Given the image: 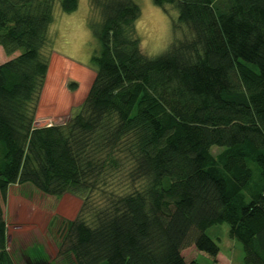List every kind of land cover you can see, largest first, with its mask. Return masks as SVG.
Instances as JSON below:
<instances>
[{
  "label": "trees",
  "instance_id": "16d2710c",
  "mask_svg": "<svg viewBox=\"0 0 264 264\" xmlns=\"http://www.w3.org/2000/svg\"><path fill=\"white\" fill-rule=\"evenodd\" d=\"M56 2L77 10L0 0V264H15L1 202L27 183L81 200L59 248L73 264H198L191 246L217 263L206 231L220 224L244 264H264V0H151L187 30L154 57L135 3L88 0L90 87L66 122L39 127ZM37 251L28 264H47Z\"/></svg>",
  "mask_w": 264,
  "mask_h": 264
},
{
  "label": "rangeland",
  "instance_id": "374dc122",
  "mask_svg": "<svg viewBox=\"0 0 264 264\" xmlns=\"http://www.w3.org/2000/svg\"><path fill=\"white\" fill-rule=\"evenodd\" d=\"M131 1L140 10L134 26L143 55H160L174 39L187 34L184 26L173 30L177 12L171 8L168 7L165 13L151 0ZM90 18L98 20L88 0H78L77 10L71 14L62 13L55 3L53 23L49 27L52 52L37 106L35 126L63 124L71 114L78 112L94 76L90 58L97 50V43L87 27ZM6 59L0 48V64ZM70 84L75 85L74 90L69 88ZM212 152L215 154L218 150L213 149ZM80 206L81 200L69 193L56 197L39 192L29 183L9 186L1 209L6 224L7 250L14 263H31L39 249L47 264H73L71 257L59 253V248L66 223L75 218ZM206 235L219 248L217 263L193 246L182 252L187 262L244 264L241 244L229 237L227 224L212 226Z\"/></svg>",
  "mask_w": 264,
  "mask_h": 264
},
{
  "label": "crops",
  "instance_id": "0c3cea01",
  "mask_svg": "<svg viewBox=\"0 0 264 264\" xmlns=\"http://www.w3.org/2000/svg\"><path fill=\"white\" fill-rule=\"evenodd\" d=\"M73 114H71L70 116H72ZM70 116L67 118V120L70 118ZM66 122V121H65ZM54 124H57V123H54ZM51 125V124H50ZM49 124H45V125H43V126H50ZM39 127H41V126H39Z\"/></svg>",
  "mask_w": 264,
  "mask_h": 264
}]
</instances>
